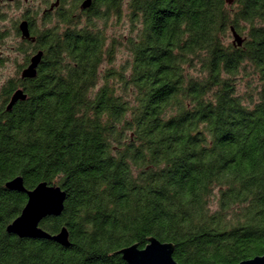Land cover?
<instances>
[{
    "label": "trees",
    "instance_id": "trees-1",
    "mask_svg": "<svg viewBox=\"0 0 264 264\" xmlns=\"http://www.w3.org/2000/svg\"><path fill=\"white\" fill-rule=\"evenodd\" d=\"M64 1L27 99L0 112V264H127L151 238L178 264L263 256L264 0ZM17 177L66 193L40 227L71 247L7 233Z\"/></svg>",
    "mask_w": 264,
    "mask_h": 264
},
{
    "label": "water",
    "instance_id": "water-1",
    "mask_svg": "<svg viewBox=\"0 0 264 264\" xmlns=\"http://www.w3.org/2000/svg\"><path fill=\"white\" fill-rule=\"evenodd\" d=\"M235 0H226L229 5H233ZM93 0H85L81 9L89 10L92 7ZM23 37L29 38L30 34L27 24L21 25ZM234 44L241 47L244 39L232 28ZM43 53L40 52L31 60V65L23 71V79H34L38 74V67L42 61ZM27 99L23 90H18L12 97L7 110L10 111L19 102ZM6 188L12 192L26 194L28 202L21 215L16 218L6 229L7 233L20 239L48 240L53 241L64 248L71 247L69 241V232L63 228L57 235H51L44 231L40 225L50 217H60L64 212L66 193L60 188L47 184H39L34 190H27L24 186L22 177H17L6 184ZM127 264H178L174 257V245L171 243H162L155 238L149 239L146 248L140 249L138 245L125 248L119 252ZM240 264H264V255Z\"/></svg>",
    "mask_w": 264,
    "mask_h": 264
},
{
    "label": "flooded vegetation",
    "instance_id": "flooded-vegetation-1",
    "mask_svg": "<svg viewBox=\"0 0 264 264\" xmlns=\"http://www.w3.org/2000/svg\"><path fill=\"white\" fill-rule=\"evenodd\" d=\"M66 9L72 8L64 0H0V112L12 111L7 107L14 93L22 90L16 86L20 81H29L22 78L23 71L31 65L32 58L42 52L39 71L45 55L44 44L51 43L50 37L44 39L42 35L59 27L60 22L55 17ZM84 12L81 9V15ZM23 23L27 24L29 38L23 37L20 28ZM6 70L12 73L7 75Z\"/></svg>",
    "mask_w": 264,
    "mask_h": 264
},
{
    "label": "rangeland",
    "instance_id": "rangeland-1",
    "mask_svg": "<svg viewBox=\"0 0 264 264\" xmlns=\"http://www.w3.org/2000/svg\"><path fill=\"white\" fill-rule=\"evenodd\" d=\"M39 1V0H37ZM74 1V0H73ZM72 1V2H73ZM129 21H128V18L127 17H124L123 19H121L120 21H114L110 26H111V29H110V34H122V33H127L128 32V29H129ZM229 42L232 43L233 42V39H229ZM127 58L126 55L124 54H119L118 57H117V61H116V64L117 66H120L124 60ZM12 73L11 70H6V74H10Z\"/></svg>",
    "mask_w": 264,
    "mask_h": 264
}]
</instances>
